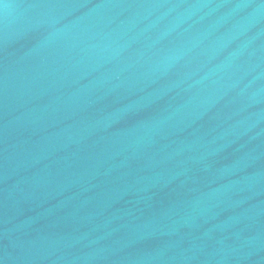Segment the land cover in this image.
<instances>
[{"label": "water", "instance_id": "water-1", "mask_svg": "<svg viewBox=\"0 0 264 264\" xmlns=\"http://www.w3.org/2000/svg\"><path fill=\"white\" fill-rule=\"evenodd\" d=\"M0 264H264V0H0Z\"/></svg>", "mask_w": 264, "mask_h": 264}]
</instances>
